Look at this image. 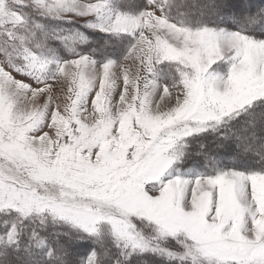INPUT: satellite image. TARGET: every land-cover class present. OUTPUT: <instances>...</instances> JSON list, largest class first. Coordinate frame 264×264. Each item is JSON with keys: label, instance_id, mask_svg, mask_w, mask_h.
Masks as SVG:
<instances>
[{"label": "snow or ice", "instance_id": "6c2138e0", "mask_svg": "<svg viewBox=\"0 0 264 264\" xmlns=\"http://www.w3.org/2000/svg\"><path fill=\"white\" fill-rule=\"evenodd\" d=\"M0 264H264V0H0Z\"/></svg>", "mask_w": 264, "mask_h": 264}]
</instances>
